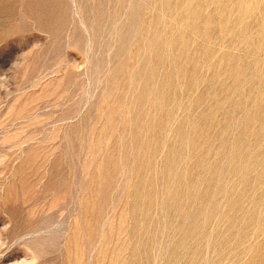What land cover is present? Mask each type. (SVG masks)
Here are the masks:
<instances>
[{"label":"rangeland","instance_id":"obj_1","mask_svg":"<svg viewBox=\"0 0 264 264\" xmlns=\"http://www.w3.org/2000/svg\"><path fill=\"white\" fill-rule=\"evenodd\" d=\"M0 264H264V0H0Z\"/></svg>","mask_w":264,"mask_h":264}]
</instances>
